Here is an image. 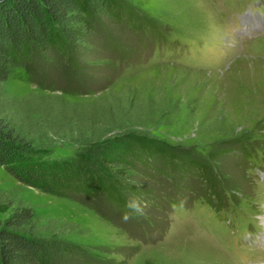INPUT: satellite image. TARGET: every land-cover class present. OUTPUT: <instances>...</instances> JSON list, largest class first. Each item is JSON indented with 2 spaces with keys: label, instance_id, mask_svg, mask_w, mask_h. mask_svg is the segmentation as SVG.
<instances>
[{
  "label": "rangeland",
  "instance_id": "rangeland-1",
  "mask_svg": "<svg viewBox=\"0 0 264 264\" xmlns=\"http://www.w3.org/2000/svg\"><path fill=\"white\" fill-rule=\"evenodd\" d=\"M111 1L110 10L93 13L80 51L52 50L53 60L35 56L13 68L0 82V99L54 95L105 107L110 124L121 123L166 154H143L144 162L136 160L119 176L100 164L97 173L118 200L106 190L77 198L44 193L0 167V217L19 204L29 206L38 234L86 249L54 264L264 260L260 242L242 240L264 225V37L240 50L226 20L248 5ZM253 4L255 16H262L264 0ZM59 135L52 156L85 153V145L62 138L67 132ZM132 198L146 202L145 215L124 223ZM229 209L236 213L235 235L224 216Z\"/></svg>",
  "mask_w": 264,
  "mask_h": 264
},
{
  "label": "trees",
  "instance_id": "trees-1",
  "mask_svg": "<svg viewBox=\"0 0 264 264\" xmlns=\"http://www.w3.org/2000/svg\"><path fill=\"white\" fill-rule=\"evenodd\" d=\"M111 4V0H0V82L35 56L48 61L54 58L52 50L80 51L93 13L110 10ZM89 106L54 95L1 97L0 167L44 193L77 198L106 190L118 200V192L108 190L97 167H113L119 176L134 169L136 160L143 161V154L155 157L166 154V149L138 139L121 123L110 124L105 107ZM63 132L68 133L64 140L85 145V153L52 156L51 148ZM111 183L117 185V180ZM36 229L38 221L29 206L19 204L0 217V264H54L56 258L78 257L86 251Z\"/></svg>",
  "mask_w": 264,
  "mask_h": 264
},
{
  "label": "clouds",
  "instance_id": "clouds-1",
  "mask_svg": "<svg viewBox=\"0 0 264 264\" xmlns=\"http://www.w3.org/2000/svg\"><path fill=\"white\" fill-rule=\"evenodd\" d=\"M146 202L140 201L138 198H132L125 204V209L121 215V220L124 223L130 220L142 217L145 215Z\"/></svg>",
  "mask_w": 264,
  "mask_h": 264
},
{
  "label": "bare ground",
  "instance_id": "bare-ground-1",
  "mask_svg": "<svg viewBox=\"0 0 264 264\" xmlns=\"http://www.w3.org/2000/svg\"><path fill=\"white\" fill-rule=\"evenodd\" d=\"M216 255V254H215ZM214 257V256H213ZM218 257V256H217Z\"/></svg>",
  "mask_w": 264,
  "mask_h": 264
}]
</instances>
